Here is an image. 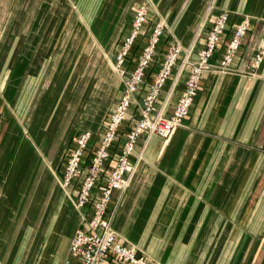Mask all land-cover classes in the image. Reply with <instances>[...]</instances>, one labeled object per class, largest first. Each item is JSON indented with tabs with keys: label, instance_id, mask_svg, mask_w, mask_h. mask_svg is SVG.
Returning a JSON list of instances; mask_svg holds the SVG:
<instances>
[{
	"label": "crops",
	"instance_id": "crops-1",
	"mask_svg": "<svg viewBox=\"0 0 264 264\" xmlns=\"http://www.w3.org/2000/svg\"><path fill=\"white\" fill-rule=\"evenodd\" d=\"M142 4L148 11L147 34L157 21L165 26L152 72H157L167 46L182 49L155 105L156 114L166 104L161 111L165 117L184 88L186 72L176 77L181 60L190 50L194 56L201 49L199 42L212 19L228 13L232 26L246 16L250 30L230 72L214 68L221 50L213 57L183 128L168 140L154 134L137 138L126 174L128 188L114 192L108 207L112 229L119 242L156 264H230L223 236L229 227L242 236L246 225L245 232L259 242L247 264H259L264 249V0H0V264L71 261L70 243L89 212L74 206L75 187L63 189L60 174L73 139L83 131L93 135L85 156L89 161L102 121L93 113L94 125L48 129V124L65 119L63 89L56 98L44 97L40 111L48 107L46 130L35 143L31 127L37 121L36 107L27 108L34 101L27 84L15 81L14 68L19 59L50 55L49 44L111 43L112 69L120 86L117 102L123 77L114 70L115 57L130 34L133 8ZM84 25L91 35L71 38L69 28ZM259 52L262 61L252 68ZM5 73L12 74L6 83ZM139 116L133 106L119 130L115 152ZM245 202H255L252 223L248 214L244 217ZM240 238L235 253L243 244Z\"/></svg>",
	"mask_w": 264,
	"mask_h": 264
},
{
	"label": "built area",
	"instance_id": "built-area-1",
	"mask_svg": "<svg viewBox=\"0 0 264 264\" xmlns=\"http://www.w3.org/2000/svg\"><path fill=\"white\" fill-rule=\"evenodd\" d=\"M133 13L130 34L121 41L115 57L114 70L123 77L121 95L99 129L98 146L86 162L93 135L89 131L79 133L65 155L60 174L63 189L75 187L74 206L87 208L89 212L85 226L74 233L69 247L71 261L67 264H156L117 240L107 216L113 193L125 192L128 188L126 174L131 170L130 156L137 138L142 134H154L166 139L183 128L202 87L203 76L212 67L213 57L221 50L214 68L221 73L230 72L250 30V20L246 16L232 26L228 13L212 19L209 30L199 42L201 49L194 56L190 50L181 60L176 77L186 72L184 88L172 113L165 117L161 111H165L166 104L156 114L155 105L174 73L182 49L177 44L167 46L162 51L157 72L153 73L165 26L157 21L147 34L146 5L137 6ZM228 30L230 34L226 36ZM261 61L262 53L259 52L251 67L257 68ZM133 106L138 107L140 116L126 132L120 150L115 152L119 130L128 121Z\"/></svg>",
	"mask_w": 264,
	"mask_h": 264
},
{
	"label": "rangeland",
	"instance_id": "rangeland-1",
	"mask_svg": "<svg viewBox=\"0 0 264 264\" xmlns=\"http://www.w3.org/2000/svg\"><path fill=\"white\" fill-rule=\"evenodd\" d=\"M134 9L135 7L133 10ZM69 31L72 32L73 37L71 38L73 39H85L87 35H91L90 28L86 25L70 27ZM35 45L37 46L38 44ZM49 46L53 48L50 55L49 52H47L45 56L43 55L44 53H41V56L37 59H19L18 67L16 66L17 68H14L15 73H13L14 76L16 73L18 74L15 81L19 82V86H22L23 83L27 84L26 91L30 94L29 99L34 101L33 104H28L27 108L32 111L34 106L36 107L35 119L37 118V121H34V125H32L31 129L35 134L33 141L37 144L41 141L38 139L39 136L46 130L45 125L47 117L45 113L48 111V107L42 114L40 111L42 107L41 103L46 95L53 94L52 97L55 96L56 98L64 89V98L67 96L66 98L68 99V102L66 99L64 105L61 107L65 119L48 124V129H58L60 124H67L75 128L80 126L84 127L88 124L94 125L97 120H91L93 113L94 116L99 114L98 122L102 120L99 126L100 129L108 112L113 109L112 107H114L116 97L120 91L118 79L112 69L113 44L84 41L60 42L57 44H49ZM9 69V71H12V68ZM6 71L8 70L5 69V72ZM11 73H5V83L9 81ZM25 79L26 82H24ZM115 94L116 97L114 101ZM69 99H72V101L69 102ZM60 106L58 108L59 110ZM77 110L80 111L75 114ZM25 126L26 124L20 128L22 132H24V130L26 132ZM262 176L264 178V172ZM245 198H247V196H245ZM244 206V217L248 214L247 220L252 223V221L255 220V214L252 215L255 202H245ZM242 228L244 229V234L242 236L237 233L236 229L230 227L227 236H223V238L227 239L228 259H233V262H230V264H247V262H251L255 250L257 249V243L259 244L258 240L255 239V235L245 232L247 228L246 225ZM240 237H242L243 244L241 247L238 245L237 253H235V243L241 241ZM233 254L234 258L231 257ZM256 262H259V264L264 262V249Z\"/></svg>",
	"mask_w": 264,
	"mask_h": 264
}]
</instances>
